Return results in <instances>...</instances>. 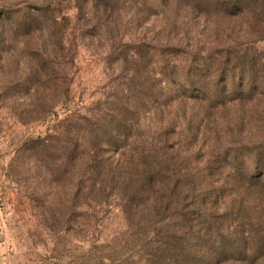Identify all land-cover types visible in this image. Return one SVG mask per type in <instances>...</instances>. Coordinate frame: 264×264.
Here are the masks:
<instances>
[{"label":"trees","instance_id":"trees-1","mask_svg":"<svg viewBox=\"0 0 264 264\" xmlns=\"http://www.w3.org/2000/svg\"><path fill=\"white\" fill-rule=\"evenodd\" d=\"M200 2L232 18L251 16L242 40L210 52L133 42L119 56L113 46L114 60L130 68L97 114L69 104L56 3L2 6L0 20L27 39L47 35L44 46L26 50L46 89L64 90L58 146L47 136L42 153L52 162L59 150L58 170L78 172L77 195L93 196L86 203L118 208L141 226L148 264H264V143L236 147L231 116L264 101V47L257 46L264 0ZM107 154L121 159L109 163Z\"/></svg>","mask_w":264,"mask_h":264},{"label":"rangeland","instance_id":"rangeland-1","mask_svg":"<svg viewBox=\"0 0 264 264\" xmlns=\"http://www.w3.org/2000/svg\"><path fill=\"white\" fill-rule=\"evenodd\" d=\"M97 1L0 0V8L56 3L65 31L59 72L68 77L69 104L77 112L97 114L100 102L123 89L124 68L130 67L114 60L113 46L120 48L119 56L133 42L210 52L242 40L251 21L200 0H109L116 8ZM46 39L18 36L0 20V264H148L141 226L129 223L118 208L99 210L86 203L93 196L77 195L78 172L58 170L59 150L52 162L42 153L47 136L58 146L63 128L56 125L64 109V90H47L39 61L26 52L44 46ZM231 116L236 147L264 143V101L239 106ZM222 129L227 132L225 124ZM104 159L116 164L121 158L107 154Z\"/></svg>","mask_w":264,"mask_h":264}]
</instances>
